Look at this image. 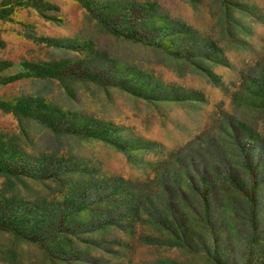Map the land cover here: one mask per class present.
Segmentation results:
<instances>
[{
	"label": "rangeland",
	"instance_id": "rangeland-1",
	"mask_svg": "<svg viewBox=\"0 0 264 264\" xmlns=\"http://www.w3.org/2000/svg\"><path fill=\"white\" fill-rule=\"evenodd\" d=\"M3 9L0 264H264V0Z\"/></svg>",
	"mask_w": 264,
	"mask_h": 264
},
{
	"label": "trees",
	"instance_id": "trees-1",
	"mask_svg": "<svg viewBox=\"0 0 264 264\" xmlns=\"http://www.w3.org/2000/svg\"><path fill=\"white\" fill-rule=\"evenodd\" d=\"M9 12H10L9 9H3L0 12V19L6 18L9 15ZM100 22L108 31H110L114 34H120V33H118V30L115 29L114 26L109 21L100 20ZM123 36H126V35H124V33H123ZM247 159L248 160L245 162L246 169L251 172L252 176H254L255 179H257L256 165H254L252 163V161L249 157ZM230 179H232L233 184L237 185V187L239 189H241V187L238 185L239 183H238V180L235 178V176H231ZM256 188H257V180L255 181L254 185L250 188L251 192L250 191L246 192L247 197L249 199V205L250 206H252V205L255 206L254 191L256 190ZM207 189L208 188H205V190L203 191L204 194L203 193L201 194L203 201H204V215H203L202 223L205 227H209L210 228L209 230H212L214 228V224L212 223V221L209 218V210H208L209 209V203L207 200V195H208ZM0 227L5 231L10 232L14 236L20 237L21 239L28 240V241L35 242V243L38 242V239H36L34 236L24 235L18 227L14 226L12 224H9L5 221H0ZM218 254H219L218 250H216L214 255H212L210 257L213 264H228Z\"/></svg>",
	"mask_w": 264,
	"mask_h": 264
}]
</instances>
